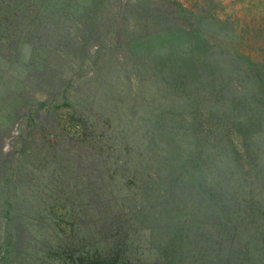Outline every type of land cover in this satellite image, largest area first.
Wrapping results in <instances>:
<instances>
[{
	"label": "trees",
	"instance_id": "obj_1",
	"mask_svg": "<svg viewBox=\"0 0 264 264\" xmlns=\"http://www.w3.org/2000/svg\"><path fill=\"white\" fill-rule=\"evenodd\" d=\"M47 2L0 0V59H16L23 44L43 54L35 104L16 108L8 147V130H0V264H187L184 248L196 233L193 204L206 195L208 176L217 173L223 181L219 164L264 170V61L245 57L246 66L228 42L216 40L209 64L158 78L147 70L151 65L131 56L133 66L151 74L147 83L159 102L142 105L143 120L116 118V110L135 118L136 109L113 101L111 111L98 95L105 85L93 76L94 85H72L81 78L73 71L80 63L61 53L68 52L62 42L68 37L56 24L70 16L53 14ZM174 7L168 14L155 11L163 25L151 24L142 36L184 30L180 20L187 12ZM195 21L190 34L203 35ZM106 32L115 45L130 33L123 23ZM230 57L236 67L226 70L221 60ZM114 143L119 154L123 143L136 151L130 164L105 156V145ZM125 164L130 173L119 176ZM144 237L160 248L154 261L139 252Z\"/></svg>",
	"mask_w": 264,
	"mask_h": 264
},
{
	"label": "rangeland",
	"instance_id": "obj_2",
	"mask_svg": "<svg viewBox=\"0 0 264 264\" xmlns=\"http://www.w3.org/2000/svg\"><path fill=\"white\" fill-rule=\"evenodd\" d=\"M174 2L187 12L180 20L184 30L143 37L146 27L164 23L162 15L155 18V11L173 12ZM46 7L55 15L64 11L70 16L69 21L56 24L59 29H64L59 30L64 32L60 36L68 37V40L62 39L68 52L61 53L68 55L70 62L79 60L80 63L73 71L81 78L72 85L79 88L89 82L94 85L92 76L98 85L103 83L105 87L100 85L98 95L107 99L106 105L110 106L114 101L119 108L136 109L135 118L127 113L121 115L120 110L114 111L116 118L120 119L143 120L147 114L142 105L149 108L158 105L159 92L154 85L147 83L151 75L147 70L153 71L158 78L171 69L181 73L192 68L197 70L211 62L208 53L216 40L228 42L235 50V57L241 58L245 65V57L262 61V64L264 61V0H48ZM81 14H85L87 20H78ZM195 17V29L201 30L203 35L190 34L194 28L189 25ZM120 23L130 33L119 37L115 45L112 43L114 38L106 30L112 24L118 26ZM79 40L80 43H75ZM128 40L131 41L129 51L125 48ZM131 56L151 66L147 70L145 66H133ZM230 59L221 60L226 70L232 68L233 63L236 67L234 59ZM42 60L43 54L29 44L20 46L16 59H0V73H4L0 75V130H8L5 147L15 133L17 109L35 104L31 96L38 90ZM82 60L88 62L82 64ZM156 71H161L160 75ZM216 114L213 112L212 116ZM220 120L212 119L211 122ZM125 134L120 135L119 140L128 136ZM117 146L118 143H114V147L105 145V156L109 152L112 153L110 160L113 157L118 158L117 162L130 164L136 151L131 154L123 143L119 154ZM242 167L235 163L227 168L219 164L223 181H218L217 173L208 176L206 195L193 204L191 217L196 233L190 246L184 248L187 264H264V170L258 173L259 170ZM129 171L128 164L122 165L119 176H127ZM161 232V229L153 230L152 236ZM148 233L145 231L141 236ZM140 247L139 252H144L152 261L156 259V250L160 249L156 242L149 244L145 237ZM159 252L162 256H169L162 250ZM45 264L62 263L55 259Z\"/></svg>",
	"mask_w": 264,
	"mask_h": 264
}]
</instances>
